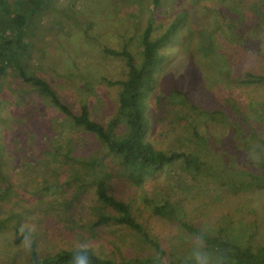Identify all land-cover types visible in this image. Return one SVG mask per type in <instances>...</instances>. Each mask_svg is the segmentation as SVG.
I'll return each instance as SVG.
<instances>
[{
  "label": "rangeland",
  "instance_id": "rangeland-1",
  "mask_svg": "<svg viewBox=\"0 0 264 264\" xmlns=\"http://www.w3.org/2000/svg\"><path fill=\"white\" fill-rule=\"evenodd\" d=\"M157 2L48 0V7L34 17L30 48L20 62L29 74L49 81L73 108L86 103L91 117L107 124L117 114L120 91V86L109 81L123 78L127 67L123 56L110 54L105 48L127 49L140 59L142 33L148 19L153 20L154 37L171 27L177 37V44L165 51L167 59L157 77V92L174 111L166 112L153 128V144L165 150L197 144L194 136L191 140L182 137L184 120H174L175 110L185 100L172 87L190 91L198 101L201 98L203 108L225 105L228 112V103L235 102L249 126L257 131L256 140L250 143L264 139V83L240 82L246 71L264 73V0ZM1 89L0 112L5 117L0 118V190L6 189L8 195L0 205V218L6 220L0 230V264H31L34 239L41 256L80 246H92L119 260L158 254L150 241L131 229L118 225L93 228L95 217L88 207L83 206L81 218L77 216L80 214H72L73 204H94L95 186L89 185L72 202L75 187L82 180L71 179L76 175L70 174L71 167L77 169L80 164H71L72 153H65L74 148L79 159L87 156L101 146L97 137L70 125L50 99H43L33 86L25 84L18 70H7ZM172 124L180 127V139L170 132ZM123 128L118 126L120 132ZM189 131L188 136H192ZM199 131L206 137L198 145L204 158L210 159L208 145L214 144L210 137L225 147L241 142L242 159L248 160V153L259 158L254 148L247 149L248 143L234 141L232 128L221 120L203 114ZM103 161L107 168L115 165L110 155L103 156ZM213 175L194 180L176 168L160 173L143 187L128 188L119 174L112 177L118 181L109 185L115 187L116 196L131 204L150 237L175 259L197 255L203 241L153 213L155 204L166 201L182 218L204 231L222 232L244 246H264V188L232 195L219 179L226 174ZM239 176L248 178L247 174ZM22 233L24 237L17 242V234Z\"/></svg>",
  "mask_w": 264,
  "mask_h": 264
},
{
  "label": "trees",
  "instance_id": "trees-1",
  "mask_svg": "<svg viewBox=\"0 0 264 264\" xmlns=\"http://www.w3.org/2000/svg\"><path fill=\"white\" fill-rule=\"evenodd\" d=\"M154 4H158L157 0H154ZM44 7H48V0H13V2L11 0H0V103L3 98L1 89L3 75L8 69L18 70V74L25 84L33 86V89L38 91L41 97H45H42L43 99H50V103L58 113L66 117L67 122L70 121V125L95 135L101 146L90 152L89 155L82 156L79 159L74 152V148L65 153L66 155L72 153V160H68L71 164H80L77 169L71 167L72 172L70 174H76L71 179L75 181L82 180L75 187L76 194L72 196V202L75 203V200L79 199L78 193L81 194L87 191L89 185L95 186L94 204L86 206L85 201L78 207H74L73 204V206H70L72 214H80L77 216L81 218L80 216L84 214V207H88L92 210L91 215L95 217L91 224L93 228L108 225L126 227L140 234L145 240L150 241L155 246L158 254L119 260L95 251L92 246H80L62 249L53 255L41 256L36 246L37 239H34L30 249V263L74 264L75 256L80 252H84L88 257L89 264H197L198 254L209 257L211 264H264V246H244L222 232L213 234L204 231L182 218L170 201L155 204L153 213L171 223L182 226L197 235L203 242L197 255L178 259H175L173 255L168 256L160 243L150 237L144 225L136 218L131 204L123 197L116 196L114 194L115 187H112V184L109 185L111 182L118 181V179L112 177L119 174L120 181L123 180L128 188L133 185L143 187L144 184L156 179L160 173L165 172L167 169L176 170V168H181L190 174V177L194 180H200V176L226 174L221 175L222 177L219 179L222 185L225 186L226 191L232 195H237L236 193L245 190L264 188V139L259 138L257 143H255L256 141L250 143V140H256L257 131L252 128V125L249 126L240 106L235 102L228 103L231 113L224 109L225 105L217 109L213 107L203 108L201 107V98L198 101L190 91L172 87V91L185 100H182L183 103L179 104V107L175 110L176 115L174 117V120L175 118L184 120L185 134H180V127L174 124L168 128L177 139H180L179 134L184 138L187 137L188 140H191L193 136L196 137L197 144L189 148L181 147V149L165 150L157 148L150 140L153 128L163 119L164 114L168 111L171 114L174 111L173 108L168 107L163 102L161 94L157 92V77L167 59L165 51L170 45L177 44V37L172 31L173 27L171 29L167 28V31L165 29L163 33L154 37V22L148 19L142 33L140 59H136L134 54L127 49L105 48L108 53L125 58L127 73L121 79L109 81V84L120 86L117 95L118 110L115 117L104 124L91 117L90 107L86 103H81L78 109L73 108L60 97L49 81L34 74H29L24 65L21 64L20 59L30 48V28L34 17L41 13ZM123 33L128 32L123 31ZM258 58L262 59L261 57ZM240 82L244 84L264 83V73L246 71ZM203 114H207L214 120L227 123L232 128L233 140H242V142L248 143L249 148L247 147V149L254 148L255 152L259 153V158H255L252 153H248L249 159H242L240 157L241 142L232 147H225L220 144L219 140L212 137L210 139L213 140L214 144L208 145L209 151H211L210 159L204 158L203 149L198 148V145H202L206 140V137L199 131ZM4 117V113L1 114L0 112V118ZM25 117L26 115L22 118ZM17 121L22 122L21 120ZM119 125L124 126L123 132L119 131ZM190 129L192 136H188ZM245 129L247 132H245ZM171 133L167 135V138ZM164 135L165 132L161 134V137ZM108 155L112 156L115 163L114 166H109L110 168H107L103 161V156ZM242 160L243 163L240 166L239 163ZM245 166L247 167L244 168ZM83 174H88V177L84 178ZM239 174H247L248 178L245 179ZM7 195L6 189L0 190V205ZM40 200L43 202V199ZM54 203L52 202L50 206H53ZM5 222L6 220L1 217L0 230L4 227ZM108 233L110 234V232ZM22 237H24L23 233L21 235L17 234L16 241H21ZM107 239L109 240V238Z\"/></svg>",
  "mask_w": 264,
  "mask_h": 264
},
{
  "label": "clouds",
  "instance_id": "clouds-1",
  "mask_svg": "<svg viewBox=\"0 0 264 264\" xmlns=\"http://www.w3.org/2000/svg\"><path fill=\"white\" fill-rule=\"evenodd\" d=\"M74 264H89L87 255L84 252L78 253L74 258ZM197 264H211V261L206 255L198 254Z\"/></svg>",
  "mask_w": 264,
  "mask_h": 264
}]
</instances>
